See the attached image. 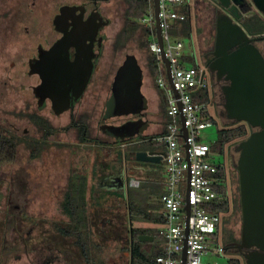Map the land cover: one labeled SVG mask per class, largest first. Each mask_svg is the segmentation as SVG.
<instances>
[{
  "label": "rangeland",
  "instance_id": "obj_1",
  "mask_svg": "<svg viewBox=\"0 0 264 264\" xmlns=\"http://www.w3.org/2000/svg\"><path fill=\"white\" fill-rule=\"evenodd\" d=\"M64 1L73 2L75 0ZM78 1L80 0L75 2ZM194 1L192 0L191 3ZM128 6L127 0H103L100 2L99 10L106 21L102 24L100 31L104 36L103 51L94 79L84 97L76 103L73 110L66 111L59 116H51L48 111L40 112V115L44 114L56 129L54 134L45 138L46 142L51 144H47L42 157L37 160H29L27 144L21 142L17 148L15 161L0 168V178L7 179L9 183L0 211V264H80L74 259L70 262L57 251L52 250V246L47 244V239L55 230L53 222H62L67 219L63 212L62 202L72 174L76 171L86 175L88 180L91 179L90 182L93 185L100 181L105 184L104 187H111L110 183H113L115 178L111 175L110 167L112 161L117 158V154L114 153L106 157V152L97 142L81 144L77 132L74 129L66 130V128L73 118L87 115L90 135L93 139L108 142L114 145L117 150L120 148L125 149L123 151L126 152L131 151L129 143H127V147L123 148L119 145L133 137L119 139L109 135L108 129L103 128L107 125L123 124L130 119L129 116L105 118L106 103L112 93L115 73L128 55H134L137 58L143 72L142 90L148 99V110L146 111L151 112L153 109V95L150 91L156 90L155 79L152 78L147 66L149 53L142 44L141 31L137 32L126 45H115L116 38L124 26ZM209 6V3L205 1L199 2L190 12L189 19L192 28L190 36H173V40L183 43V53L194 55L202 66L204 65L200 60L201 53L213 44L215 34L213 13ZM54 10L57 13L58 9H50L41 5L37 9L36 18L32 19L30 16L29 22L18 23L15 19L13 21L4 19L0 24V128L11 129L12 133L18 137L28 136L29 139H32L37 137L40 132L30 119L37 113L34 89L39 80L34 73V66L33 70H30L29 66L33 62L31 57L38 53L37 46L43 44L46 47L48 42L55 39L56 33H53L55 29L52 19ZM222 95L221 87L216 89L214 95L213 92L211 94L209 110L217 123H213L211 127L203 130L201 134L203 142H215L218 130L232 126L237 122L226 116L225 99ZM160 109H163L162 104H160ZM223 110L224 114H222ZM257 129L254 128V130ZM254 130L249 127L246 137ZM40 137H43V134ZM246 137L228 143L224 155L217 154L216 156V161L222 162L226 168V184L231 203L230 210L223 216V242L225 237L229 238L231 235L237 239L241 237L242 211L237 170L240 152L237 147ZM97 159L99 161L95 163ZM125 163H123L122 169L125 168ZM95 166L98 174L96 178L93 176ZM150 167L152 170H157L159 177L165 173L164 164H150ZM117 176L120 177V174ZM112 190L120 193L121 196L124 195L117 188ZM156 200H158L157 197H153L152 202H156ZM160 209L154 207L150 210L158 212ZM6 217L9 218L10 229L5 226ZM105 221L108 222V218ZM149 224L158 230L161 229L159 222H149ZM4 232H6V248L12 252L7 255L8 261L1 262ZM107 234L106 239L109 240L107 245H111V235L108 234L107 237ZM145 247L148 248L149 245ZM230 258H239L241 264H246L244 257L234 248L227 251L223 257L209 259L218 264H226ZM111 264L120 263L114 260Z\"/></svg>",
  "mask_w": 264,
  "mask_h": 264
},
{
  "label": "built area",
  "instance_id": "obj_2",
  "mask_svg": "<svg viewBox=\"0 0 264 264\" xmlns=\"http://www.w3.org/2000/svg\"><path fill=\"white\" fill-rule=\"evenodd\" d=\"M151 1V7L141 21L152 31L151 50L157 56L160 69L156 85L162 91L167 107L166 132L158 137L165 148L154 154L162 157L166 174L158 242L161 254L155 262L218 264L209 258L223 257L227 249L222 231L225 213L215 211L221 201L217 191V153L213 151L212 143L201 140L203 130L212 126L214 116L209 110L210 104L195 102L193 97L199 89L209 88V72L196 59L194 66L184 63L183 43L173 40L171 35L174 23L186 20L187 14L181 8L186 3L189 5L191 0H159L164 51L171 66L173 86L162 58L154 2ZM140 184L139 179H129L131 187Z\"/></svg>",
  "mask_w": 264,
  "mask_h": 264
},
{
  "label": "trees",
  "instance_id": "obj_3",
  "mask_svg": "<svg viewBox=\"0 0 264 264\" xmlns=\"http://www.w3.org/2000/svg\"><path fill=\"white\" fill-rule=\"evenodd\" d=\"M128 9L125 13L124 26L116 38L115 45L124 46L132 39L135 34L141 31L143 35V46L148 50V66L153 79H157L160 74L159 61L155 53L151 50L153 42L152 31L146 27L141 19L146 15L151 7V0H127ZM181 11L187 14L184 21H176L171 29L172 37L190 36L192 33L189 19V5L186 3ZM184 63L194 66L196 64L194 56H183ZM195 102L211 103L209 88L199 89L193 95ZM164 102V101H163ZM162 102V106L163 105ZM38 118L34 117V121ZM211 121L216 124L215 118ZM45 127V124H43ZM250 125L235 122L232 126L218 130L217 140L211 144L212 149L218 155L223 156L226 145L237 139L246 137L249 133ZM48 128L47 126L45 127ZM74 129L78 134L81 144L97 142L101 149L109 157L117 153L116 147L108 142H102L93 139L90 135L89 118L87 115H81L73 118L66 130ZM24 141L23 137L10 133H0V168L5 164L15 161L18 145ZM28 147V159L37 160L42 157L46 141L32 139L25 142ZM142 143L130 145V149L135 153L144 149ZM99 160L97 159L95 163ZM114 167L120 169L124 163L123 153H117V158L112 161ZM97 167L95 166L93 176L96 178ZM226 168L222 162H218V174L216 175L219 183L217 191L221 197L220 203L215 207V211L227 213L230 210L231 203L228 197V188L226 184ZM8 180L0 178V211L5 200V190L8 188ZM87 176L80 173L73 174L68 182V189L62 202L64 215L67 219L62 222H53L54 231L48 237L47 244L52 246V250L57 251L66 260L72 262V259L79 261L80 264H111L119 257L130 258L127 264H156L155 260L161 254V249L155 247L152 251L143 249L146 242L140 240V235H153L155 240L159 239V231L155 229L135 228L130 224L136 216L147 220L162 221L161 215L154 217L147 208L136 202L125 194L115 192L112 188H98L93 185L92 196L87 199ZM121 192V191H119ZM152 215V216H151ZM8 217V216H7ZM6 217L5 226L10 229L9 218ZM108 218V222L105 221ZM52 230V229H51ZM110 234L111 245H107L106 234ZM107 234V237L109 236ZM224 237V236H223ZM6 232L3 234V243L1 251V262L8 261L7 255L12 251L6 248ZM240 241L233 235L225 237L224 245L227 251L235 249L236 243ZM226 264H241L239 258H230Z\"/></svg>",
  "mask_w": 264,
  "mask_h": 264
},
{
  "label": "water",
  "instance_id": "obj_4",
  "mask_svg": "<svg viewBox=\"0 0 264 264\" xmlns=\"http://www.w3.org/2000/svg\"><path fill=\"white\" fill-rule=\"evenodd\" d=\"M210 1L218 3L230 11L241 3L239 0ZM153 2L156 34L162 49V58L167 68L168 79L173 86L171 66L164 51L159 17V0H153ZM232 2L238 3L232 5ZM65 10L67 11L68 8ZM70 11L71 14L75 13L74 8ZM78 17L81 22L88 23L92 27V34L98 31L96 22L89 20L84 22L81 15ZM216 22L217 36L214 56L217 59L211 65V70L217 71L219 81L223 76H225L226 81H229L228 84L222 86L226 116L233 121L245 122L253 128H258L243 139L237 147L240 152L237 170L239 173L242 232L240 241L236 243L235 251L244 257L246 264H264V59L260 52L249 43L250 39L241 24L235 22L228 14L222 13L218 15ZM74 28L75 24H73L72 30ZM61 30L65 34L64 37L58 40L50 50L44 51L40 55V61L44 56L51 57L55 48L63 43L67 31L65 29ZM90 37L91 35L83 37V48L87 53V59L86 65L83 66L82 70L80 69L82 76L80 77L79 88H75L74 102L80 99L94 70V62L92 61L93 45L88 42ZM71 47L78 50L74 44L65 47V54L68 57L67 63H69ZM234 47L237 49L230 53V50ZM67 65L72 66L71 64ZM35 70V72L42 74L41 68L38 67ZM51 71L48 70V73L52 77ZM42 78L45 79L43 74ZM43 86L44 84L39 86L36 91L39 92ZM142 86L143 72L138 60L134 55H128L116 71L112 93L106 103L105 118L137 115L146 111L148 109V99L143 93ZM71 90V87L62 90L65 94L63 100L66 101V104L61 105L57 112H63L71 105ZM174 92L177 94L176 90ZM147 127L148 122L142 119L129 120L119 126H103V128L108 129L107 132L110 135L119 139L140 136ZM184 132L186 135L185 127ZM154 154V151L139 150L136 152V160L160 162L162 157ZM139 238L141 241H154V236L150 235H140ZM185 258L186 247L184 249Z\"/></svg>",
  "mask_w": 264,
  "mask_h": 264
},
{
  "label": "flooded vegetation",
  "instance_id": "obj_5",
  "mask_svg": "<svg viewBox=\"0 0 264 264\" xmlns=\"http://www.w3.org/2000/svg\"><path fill=\"white\" fill-rule=\"evenodd\" d=\"M62 1L64 0H0V24L3 22L4 19L5 21H8V20L13 21L15 19V21L18 23H22L25 21L29 22L28 20L30 16H32V19L36 18L37 9L41 5L43 7L46 6L50 9L52 8L58 9L57 13H56V10H54V13H52L53 25L55 29V32L53 33H56L55 39L52 42L47 41L48 43L46 47L43 44H39L37 46L38 53H36V55L31 57V60H33V62L29 66L30 70H33V66L35 69H37L38 67L41 68L42 74L44 77L46 76V78H47L46 71L48 70L53 71L54 66H55V64L51 65L50 63H48V59L52 60V56H54L55 57L54 59H56V55L53 54L51 57L44 56L42 61H40L41 60L40 55L44 51L50 50L52 46L58 40L64 37L65 34L61 29H65L66 26H68L66 28L67 31L69 30L71 31L73 29V24H76V23L80 24L81 19L78 17L80 15L82 16V21L86 22L89 20L91 22H96L98 24V27H97L98 31L95 33L93 32V34H92V31H93L92 28H89L88 25H86V27L88 28V32L86 33L87 35H91L88 42H91L93 45L92 61L94 62V70L92 74L90 75V79H89L87 87L85 88L83 94L81 95L78 101L74 102L75 100L74 90H71V105L69 106V108H67L63 112H60V113L57 112L58 108H60L61 105L66 104L65 100L60 101L58 103L56 99L51 97L52 95H54L55 97L57 96L56 94L58 90H56V88L59 85V83L56 81H52V79L50 82H48L49 81L48 78L47 79L45 78L43 80L42 74L39 72H35L36 70L34 71V73H36L35 75L38 76V80H39L38 85L34 89V95L37 101V113H35V115H33L30 119L32 120L34 126H36L40 130L39 133L43 134V137H40L42 134L38 133L37 137L35 138L39 140H43V141H46L45 138L54 134L56 132V129L55 127L51 125V123L49 122L47 117H45L44 114H43L44 116L40 115V112L48 111L51 116L53 115L59 116L60 114L66 111L73 110L76 103L79 102L82 99V97H84V94L86 93L88 87L90 86L91 81L94 79L93 77L96 72L98 62L100 61L102 57V51H103L104 36L100 33V31L102 29V24L106 20L99 10V4L103 0H80L78 2H75L76 0L73 2H65V1L62 2ZM239 1L241 3L237 4V6L233 8L232 11L212 1H211V4H209L212 9L211 11L213 13V21L215 24L214 41L212 45H209L207 47L206 51L201 53L200 60L209 72V79L211 81V84L209 85L210 95L212 94V92L214 95L218 87H221V90H222V86L224 84L229 83V81H226L224 79L225 76H223L221 80L219 81L217 71L211 70V65L217 59L214 56V50H215V43H216V36H217L216 34L217 33V27H216L217 22L216 21L220 13L228 14L235 22L242 25V27L246 31L247 36L250 39L249 43L252 44L260 52L262 58L264 59V0H246L245 2L243 0H239ZM201 2H204V0H201ZM234 3H238V2H234ZM234 3L232 2V5H234ZM66 8H68L67 11L65 10ZM73 8L75 9V13L71 14L70 10ZM63 18L66 22L61 20ZM236 49L237 48L234 47L233 49L230 50V53H233ZM54 52L56 51L54 50ZM69 52H70L69 61H74L77 57V49L75 47H71ZM81 57H82L81 61L82 59H84V63H85L87 59L86 51L82 53ZM55 67H58V65H56ZM80 77H81V72H79L78 77L75 78L77 79V82H72L74 79L73 77L71 79L66 77L62 80V82L65 85H68V84L76 85L80 81ZM45 82L49 86H47ZM43 84H44L43 88L39 92H37L36 89L38 90L39 86H42ZM64 96L65 94L63 92V98ZM224 113L225 112L223 110L222 114ZM34 117H37L38 120L34 121ZM110 118H114V117H110ZM110 118H106V119H110ZM129 118H130L129 120L142 119L149 123V114L147 111H144L137 115H130ZM43 124H45V127L47 126L48 128L46 129L43 126ZM119 125H122V124H119ZM119 125H115V126H119ZM251 129L254 130L253 127H251ZM0 133L10 134L12 133V130L11 129L9 130L7 128L6 129L0 128ZM32 139H29L28 136H26L23 142H26ZM47 144H51V143L46 142V145Z\"/></svg>",
  "mask_w": 264,
  "mask_h": 264
},
{
  "label": "crops",
  "instance_id": "obj_6",
  "mask_svg": "<svg viewBox=\"0 0 264 264\" xmlns=\"http://www.w3.org/2000/svg\"><path fill=\"white\" fill-rule=\"evenodd\" d=\"M191 1L189 3V14L192 11V9H194L195 5L201 2V0H195L193 3H191ZM204 1L211 4L210 0H204ZM183 54L184 56H190L185 53ZM148 69H149V66H148ZM154 83H155L156 90L154 89L153 90L154 92L150 91V93H152L151 95H153V103H152L153 109L151 110V112L148 111V114H149L148 127L144 130L142 135L134 136L133 138L129 139V141L124 140L125 142L121 143V145H119L120 147L122 148L125 147L127 143H129L130 145L142 143V145H145V147L144 149H141V150H148V151L156 152L159 150H163L165 148V144L162 141H160L158 137H160L166 132L167 107H166L165 98H164L162 91L158 89L156 85V81ZM162 102L164 106H163V109L161 110L160 104H162ZM123 150L120 148L117 150L116 148L117 153H123L125 162L127 161L126 163L124 162L126 166L125 168L120 169L119 167H114L113 163H111L110 171H111V175L114 176L115 180L112 181L113 183H110L111 187L109 186L107 188H112V189L117 188L118 191H121L124 194H126L128 198L131 197L136 202L146 207L147 211L149 213H153L154 217H157L158 215L159 216L162 215L161 195L163 193V181L165 180L166 174L164 173L162 177H159L157 175L158 172H156L157 170L156 169L152 170L150 167V164H157V163L163 164V162L162 161L160 162L138 161L136 160V153L133 150L129 149L131 150L129 152H126ZM164 170H165V167H164ZM75 173H78V172L75 171L73 174ZM119 174H120V177L117 176ZM128 178L129 179L136 178V179L141 180L140 186L131 187L129 185ZM90 180H88V177H87V184H88L87 193H86L87 199H90L92 196L93 184H91ZM92 182H93V179H92ZM96 185L98 188H105L104 187L105 184H102L100 181H98ZM153 197L154 198L157 197L158 200H156V202L155 201L152 202ZM154 207L155 208L158 207L159 209L160 208L161 209L158 212H154V210L151 211L150 209ZM134 221H135V224H134ZM134 221L131 222V219H130V224L135 228H142V229L148 228V229H155L156 231H159L158 229L154 228L151 224H149V222L151 223L158 222V220H151V219L147 220V219H144L143 217L136 216ZM159 223L161 224V222ZM142 235H149V234H142ZM150 236H153V235H150ZM159 241H160V236H159V239L155 240L154 238L153 242L144 241L146 242V244L144 245L143 249L148 252L152 251L155 247H158ZM146 245H149V247L146 248L145 247ZM129 259L130 258L127 255L123 259L116 257L114 260H116L120 264H127L129 262Z\"/></svg>",
  "mask_w": 264,
  "mask_h": 264
},
{
  "label": "bare ground",
  "instance_id": "obj_7",
  "mask_svg": "<svg viewBox=\"0 0 264 264\" xmlns=\"http://www.w3.org/2000/svg\"><path fill=\"white\" fill-rule=\"evenodd\" d=\"M62 21H65L64 18L61 19ZM66 22V21H65ZM82 24V26H81ZM69 25V24H68ZM80 25V26H79ZM86 25H88L89 28H92L89 26L88 23H83L80 21V24H75V28L74 30H69L67 31V27L65 28V30L67 31V36H65V39L63 40V43L55 48V51H53V54L56 55V59H54L55 57L52 56V60L48 59V63H50L51 65H58V67L54 66V70L51 71L52 72V77L50 76V73H48V71H46L47 73V78H48V82L51 81H56L59 83V85L57 86L56 90L57 91V96L55 97L54 95H52V97L54 99H56V101L59 103L60 101H63V91L65 90L67 87H71L72 90H74V92L76 91L75 88H79L80 83L78 82V84L76 85H65L62 80L66 77H68L69 79H71L72 77L74 78L72 82H77V78L78 77V73L81 72L82 73V68L84 65H86V62L84 63V59H82L81 61V55L82 53H84L85 49L83 48V37H85L87 35L86 32H88V28L86 27ZM70 26V25H69ZM64 30V29H63ZM69 44H74L76 45V47L78 48L77 50V57L74 61H69V63H67V56H66V46ZM59 58V59H58ZM84 63V64H83ZM67 64H71L72 66H68ZM81 69V70H80ZM61 74V75H60ZM74 74V75H73ZM82 76V75H81ZM46 78V76H45ZM46 78V79H47ZM62 78V79H61ZM46 81V80H45ZM47 82V81H46ZM45 82V84L47 85V83ZM67 84V83H66ZM49 86V85H47Z\"/></svg>",
  "mask_w": 264,
  "mask_h": 264
}]
</instances>
